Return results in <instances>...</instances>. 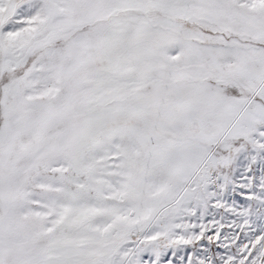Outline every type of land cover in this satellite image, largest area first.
<instances>
[{"label": "snow or ice", "instance_id": "6c2138e0", "mask_svg": "<svg viewBox=\"0 0 264 264\" xmlns=\"http://www.w3.org/2000/svg\"><path fill=\"white\" fill-rule=\"evenodd\" d=\"M0 264H264V0H0Z\"/></svg>", "mask_w": 264, "mask_h": 264}]
</instances>
